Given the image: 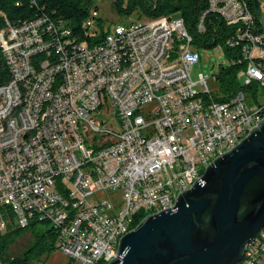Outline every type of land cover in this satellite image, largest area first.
<instances>
[{
  "label": "built area",
  "instance_id": "2783aa9c",
  "mask_svg": "<svg viewBox=\"0 0 264 264\" xmlns=\"http://www.w3.org/2000/svg\"><path fill=\"white\" fill-rule=\"evenodd\" d=\"M208 3L234 27L227 45L242 42L240 77L258 88L260 105L240 91L213 101L211 78H191L200 54L181 18L128 19L99 38L92 8L83 36L46 19L0 30L11 72L0 86V234L50 224L70 264H107L118 227L171 207L212 150L264 115V40L253 12L245 0ZM262 253L264 235L243 264Z\"/></svg>",
  "mask_w": 264,
  "mask_h": 264
},
{
  "label": "water",
  "instance_id": "95a60500",
  "mask_svg": "<svg viewBox=\"0 0 264 264\" xmlns=\"http://www.w3.org/2000/svg\"><path fill=\"white\" fill-rule=\"evenodd\" d=\"M264 40V19L253 0ZM264 231V118L217 155L172 207L147 215L118 240L107 264H240Z\"/></svg>",
  "mask_w": 264,
  "mask_h": 264
},
{
  "label": "trees",
  "instance_id": "16d2710c",
  "mask_svg": "<svg viewBox=\"0 0 264 264\" xmlns=\"http://www.w3.org/2000/svg\"><path fill=\"white\" fill-rule=\"evenodd\" d=\"M110 1L112 10L119 19L147 20L160 16L181 18L186 30L192 37V46L199 54L200 50L203 49L218 47L223 49L229 60V65L222 67L214 75L217 89L212 91L211 98L213 101H226L238 91L252 90L254 94L256 93L255 85H245L240 82V77H238V73L247 65V61L241 52L242 42L232 47L227 45V42L234 36V27L228 25L218 13L209 11L208 0ZM246 1L249 9L253 12V0ZM92 8L98 10L94 5V0H0V30L6 28L7 24L18 25L26 21L46 19L56 24L65 23L74 34L83 36V23ZM203 15H205L203 30L199 31L198 24ZM102 22L103 20L100 18L97 24L99 38H102L108 31ZM255 31L260 32V27L256 22ZM261 44L263 45V43ZM10 79L11 72L0 46V86L7 84ZM35 226L32 224L25 229H11L9 226L6 232L0 234V260L2 264H29L33 259H39L42 254L58 248L56 234L50 227L45 232L35 233L33 244L23 254L10 258L6 250L7 244L12 238ZM253 261V264H264V253L256 254Z\"/></svg>",
  "mask_w": 264,
  "mask_h": 264
},
{
  "label": "rangeland",
  "instance_id": "374dc122",
  "mask_svg": "<svg viewBox=\"0 0 264 264\" xmlns=\"http://www.w3.org/2000/svg\"><path fill=\"white\" fill-rule=\"evenodd\" d=\"M257 2L259 4L261 15L264 19V0H257ZM94 5L99 10L104 27L112 28L116 23H126L128 21L127 19H119L117 17L112 10L110 0H94ZM228 65L229 60L223 49L212 48L200 50V61L198 64L194 65L191 71V78L194 81L198 80V75L200 73L205 76H209L211 78L208 84L209 88L211 90H215L217 89V84L213 81L212 77L216 75L222 67H226ZM240 82H244L243 76L240 77ZM200 89L202 90V88ZM256 92L260 93L259 91ZM50 227V224H38L34 228H30L22 232L20 235L12 238V240L7 244V254L10 258L23 254L33 244L35 233L45 232ZM29 264H70V261L66 255L56 248L48 253L42 254L39 259H33Z\"/></svg>",
  "mask_w": 264,
  "mask_h": 264
},
{
  "label": "bare ground",
  "instance_id": "6f19581e",
  "mask_svg": "<svg viewBox=\"0 0 264 264\" xmlns=\"http://www.w3.org/2000/svg\"><path fill=\"white\" fill-rule=\"evenodd\" d=\"M246 3V11H251L249 9L248 3L245 0ZM215 12V11H214ZM89 16V14H88ZM254 18V17H253ZM203 30V19L200 22V31ZM238 77H240V72L238 73ZM245 85H248V83H244ZM25 88H34V78H26L25 80ZM257 88V87H256ZM255 90V89H254ZM256 91V90H255ZM258 91V88H257ZM240 92H248V91H240ZM250 92V91H249ZM250 96L252 99L253 105H260V93H252V90L250 92ZM28 98H29V91H22V98H21V106H28ZM264 115H261L256 120H253L252 122H249L246 126L242 128V130H239L238 132H235V136H229L228 140H226L225 145H222V148H217V150H212V152L209 154V162H205L204 165L200 166V171L197 175V179L200 178L203 174L204 168L212 162V160L219 154H221L224 151H228L232 149V147L239 143V141L246 136V134L250 131V129L258 124V121L260 119H263ZM187 187V178H180L178 180V188H186ZM177 194H174L172 200H171V207L174 205V200L176 198ZM147 216V215H146ZM143 219V218H142ZM142 219H128L124 225V227H118L116 230V233H114V236L111 238V256H116V251L118 247V240L119 238L125 234L126 232L133 230L135 225H138ZM264 235V231H261L255 238L254 243L256 242V239L258 237H261ZM246 254V251H245ZM256 254H254L255 256ZM113 258H108V262L112 260ZM244 260V257H243ZM242 260V261H243ZM257 260V259H256ZM242 263V262H241Z\"/></svg>",
  "mask_w": 264,
  "mask_h": 264
}]
</instances>
